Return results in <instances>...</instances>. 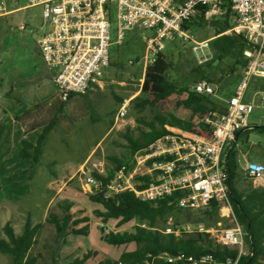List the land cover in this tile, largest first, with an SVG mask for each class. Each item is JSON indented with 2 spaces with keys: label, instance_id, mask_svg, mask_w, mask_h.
<instances>
[{
  "label": "rangeland",
  "instance_id": "rangeland-1",
  "mask_svg": "<svg viewBox=\"0 0 264 264\" xmlns=\"http://www.w3.org/2000/svg\"><path fill=\"white\" fill-rule=\"evenodd\" d=\"M24 5V2L20 3V6ZM111 13V64L103 71V87L75 96V101L67 100L62 113L56 112L60 104L59 94L53 80L45 77L50 68L39 52L38 39L49 30V26L44 25L43 7L33 6L0 18V234L6 222H10L18 234L22 233L27 218L33 225L41 223L36 244L29 252L30 257L36 258L35 264H66L92 248L97 249L99 254L87 264H97L100 260H115L123 252L137 247L131 244L113 246L106 243L102 236L112 231H134L138 220L123 228L117 225L115 219L103 224L94 213L99 204L89 201L90 195L100 191L88 181L89 173L107 175L115 166L113 158L128 159L130 152L126 135L137 136L138 128L145 127L139 119L148 122L156 114V110H136L129 105L127 116L115 120L121 105L127 100L131 102L140 93L147 39L151 32L143 29L129 31L119 44L116 42L115 7ZM22 25L25 29H21ZM187 33L188 41L175 38L165 43L163 55L170 63L166 78L188 87L202 77L208 78L217 88L216 96L212 95L215 103L224 107L225 100L236 92L243 67L236 65L232 57H226L218 64L212 63L217 55L210 43L215 34L213 28L192 23ZM206 39H209V46L204 51L211 60L200 65L198 58L203 52L195 51L194 45ZM242 54L249 58L253 51L245 47ZM233 66L235 72L231 71ZM38 96L53 98V104L48 100L36 108L29 107V113L22 117L21 122L18 121L27 137L36 142L44 124L50 123L53 117H57L58 123L48 135L41 160L32 170L30 159H19L24 133L11 119L17 110L24 109ZM117 97L124 103L119 102ZM246 99L254 102L255 110L248 117L252 129L241 133L238 140L240 166L236 186L244 193L252 188L264 189V180L253 181L242 170L248 160L264 164V157L260 156L264 152V132L256 129L264 126V78H251ZM29 117L35 120L31 121ZM29 127L37 128L32 133ZM134 168L135 165L130 172ZM135 172L141 175L145 169L137 166ZM65 203H71L72 211L78 217L90 216V235L56 237V229L47 222V218L50 214L59 218L64 216L62 206ZM166 218L167 222L172 219L182 224L200 223L214 230L215 237L219 230L234 225L233 217H224L221 211L214 219L203 211L194 210H186L182 214L174 211ZM165 226L167 224L161 223L159 228L164 230ZM244 249H248L246 243ZM8 262L9 256H0V264ZM259 264H264V260L260 259Z\"/></svg>",
  "mask_w": 264,
  "mask_h": 264
},
{
  "label": "built area",
  "instance_id": "built-area-1",
  "mask_svg": "<svg viewBox=\"0 0 264 264\" xmlns=\"http://www.w3.org/2000/svg\"><path fill=\"white\" fill-rule=\"evenodd\" d=\"M25 3L20 6V3ZM16 6V7H14ZM43 7L44 25L49 30L40 36L38 45L41 56L50 68L60 100L66 102L73 95L83 96L96 87H103V71L111 64V16L117 14V43L121 44L127 32L136 29L150 31L147 39L145 68L155 61L156 55L165 49V43L179 38L190 40L188 27L194 19L221 20L230 17L228 32L243 36L253 51L243 68L240 82L225 100L222 113L211 112L204 123L210 127L209 137L172 129L157 138L135 155L132 172L121 166L114 179L107 185V194L132 191L141 202L163 200L175 192L182 197L177 206L198 211L210 202L219 205L222 216H232L233 227L218 231L216 241L222 246L237 249L236 260L228 257L216 263L211 256L199 260L184 254H163L170 264L186 261L190 264H237L244 249L246 233L236 222L230 200V177L225 167L231 148H237L238 135L252 129L249 115L255 110L252 100L246 99L251 78H264V0H0V18L30 7ZM21 29H25L22 25ZM209 40L195 42L194 50H201L200 65L211 58L205 53ZM144 76V73H143ZM193 90L201 95L216 96L217 88L207 79L194 83ZM129 103L122 104L115 120L124 119ZM151 162V163H150ZM145 169L142 175H150L151 181L142 189L135 180L136 167ZM244 174L253 181L264 180V164L246 161ZM89 182L101 190V184L89 173ZM226 210V213L224 211ZM166 234L180 237L192 232H212L211 228L191 223L175 226L170 219Z\"/></svg>",
  "mask_w": 264,
  "mask_h": 264
},
{
  "label": "trees",
  "instance_id": "trees-1",
  "mask_svg": "<svg viewBox=\"0 0 264 264\" xmlns=\"http://www.w3.org/2000/svg\"><path fill=\"white\" fill-rule=\"evenodd\" d=\"M229 19L230 17L227 16L225 19L208 21L197 17L194 19L193 24L214 29L215 34L212 36L210 43L217 55L212 63L216 62L218 64L224 58L232 57L235 59L236 65L244 68L248 58L243 57L242 53L245 47L250 46L243 36H236L234 33L228 32L232 26ZM169 68L170 63L166 60L163 52L157 54L155 61L149 64L144 72V81L139 95L129 104L136 110H156L153 120L147 122L139 119L141 125L145 127L138 128L137 136L126 135L129 142V158L124 160L113 158L115 166L107 175L100 172H91L92 177L98 180L102 189L98 193L90 195L89 201L102 206L104 211L94 210L95 215L101 218L102 223L105 224L108 220L115 219L117 225L121 227L138 220V224L134 226V231L122 233L112 231L102 236L106 243L113 246L121 247L134 243L137 247L132 251L123 252L115 260H100L97 264H170L165 258L161 257L165 253L170 255L182 253L185 257H193L194 260L209 255L216 263H223L228 257L236 260L238 256L237 249H230L219 244L212 232H192L176 237L175 234L164 232L166 226L164 230L159 228L161 223L167 224L168 218L166 216L170 213L175 211L176 214H182L183 211H186L177 206V202L182 197L181 192H175L172 196H168L163 200L151 202L139 201L132 191L107 194V185L114 179L115 172L121 166H125L127 171L132 170L133 165L136 163L135 155L137 152L146 148L157 138L170 133L172 129L209 137L211 130L204 123L205 118L211 112L222 113L225 110V107L215 103L212 95L197 94L192 87L168 80L166 73ZM231 69L232 72H235L234 66ZM201 79L212 82L208 78L202 77ZM117 100L124 103L119 97H117ZM58 103L60 104L57 106L56 112L62 113L66 102L59 100ZM17 120L21 122L22 116L17 117ZM57 123V117H53L50 123L43 125L42 131L37 135L36 142L31 143L30 140L23 139L20 143L19 159H30L32 170L41 160L44 144ZM36 128L29 127L31 132L36 131ZM256 129L259 132H264V126ZM238 150L239 147L231 148L228 151L225 165L230 177L231 207L236 222L242 226L246 233L245 242L248 247V253L242 254L237 259V264H259L260 259L264 260V189L252 188L246 193L238 190L236 186L240 166ZM260 156L263 157L264 152H261ZM135 180L139 182L138 187L142 189L151 181V177L150 175L140 176V174H137ZM62 207L64 216L59 218L55 214H50L47 218V222L56 229V237L66 238L70 235L87 237L90 235V216L78 217L72 211L71 203H65ZM201 211L214 219L215 216H219L220 207L212 201L208 207L198 210V212ZM174 224L179 226L182 223L174 222ZM199 224L194 223V225ZM41 227V223L33 225L30 219L27 218L22 233L18 234L10 222L5 223L3 233L0 234V256L10 257V262L7 264L36 263V258L30 257L29 252L36 244V236ZM101 229L104 233L105 230ZM97 254H99L97 249H88L87 252L66 264H87ZM177 264L190 263L183 261Z\"/></svg>",
  "mask_w": 264,
  "mask_h": 264
},
{
  "label": "crops",
  "instance_id": "crops-1",
  "mask_svg": "<svg viewBox=\"0 0 264 264\" xmlns=\"http://www.w3.org/2000/svg\"><path fill=\"white\" fill-rule=\"evenodd\" d=\"M206 40H209V39H206ZM45 77H50L51 79H52V74H51V71L48 73V74H46L45 75ZM95 89V88H94ZM94 89H92V90H94ZM92 90L89 92V93H91L92 92ZM37 93H39V92H37ZM75 96H79V95H73V96H71V98L69 99V100H72L73 98H75ZM50 101V103H52L53 104V98H41L40 96H38V97H36L35 98V100L33 101V103H31L30 105H26V107L24 108V109H22V108H20L19 110H17V112H16V114H14L13 115V119H11V120H13L16 124L15 125H18V127L19 128H21V130L23 131V133H24V138L23 139H28V140H30L31 141V143H34V141L31 139V138H28L27 137V135L28 134H26L25 133V130H24V127L22 126V125H20V123L18 122V120H17V117H23V116H25L26 114H27V111H29V107L30 106H32V107H37V106H39V104L41 103V102H44V101ZM72 101H75V99H73ZM130 101L129 100H127L126 101V103H129ZM55 103V102H54ZM226 104V103H225ZM226 106V105H225ZM224 106V107H225ZM26 113V114H25ZM29 113V112H28ZM30 118V120L31 121H34L35 120V118H31V117H29ZM34 131H32V133H33ZM29 134H31V133H29ZM240 135L241 134H239L238 135V140H239V138H240ZM248 137V136H247ZM238 143H239V141H238ZM243 144V143H242ZM241 144V145H242ZM238 148V147H237ZM239 149H240V146H239ZM239 151V150H238ZM264 157V156H263ZM96 209H99V210H102V211H104L103 210V208H102V206L99 204V206H97L96 207ZM95 209V210H96ZM127 224H125V225H123V226H121L120 228H123L124 226H126ZM124 232H126V231H124ZM122 233V232H121ZM129 245V244H128ZM131 245H135L134 243H131ZM134 250V249H133Z\"/></svg>",
  "mask_w": 264,
  "mask_h": 264
}]
</instances>
